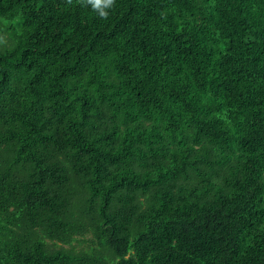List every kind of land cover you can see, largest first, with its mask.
<instances>
[{"label": "trees", "instance_id": "trees-1", "mask_svg": "<svg viewBox=\"0 0 264 264\" xmlns=\"http://www.w3.org/2000/svg\"><path fill=\"white\" fill-rule=\"evenodd\" d=\"M0 264H264V0H0Z\"/></svg>", "mask_w": 264, "mask_h": 264}, {"label": "clouds", "instance_id": "clouds-1", "mask_svg": "<svg viewBox=\"0 0 264 264\" xmlns=\"http://www.w3.org/2000/svg\"><path fill=\"white\" fill-rule=\"evenodd\" d=\"M91 2V0H90ZM113 2V0H109V5H111V3ZM104 15H107V13H103Z\"/></svg>", "mask_w": 264, "mask_h": 264}, {"label": "rangeland", "instance_id": "rangeland-1", "mask_svg": "<svg viewBox=\"0 0 264 264\" xmlns=\"http://www.w3.org/2000/svg\"><path fill=\"white\" fill-rule=\"evenodd\" d=\"M4 35H5L6 37H8V36H9V33H8V32H5Z\"/></svg>", "mask_w": 264, "mask_h": 264}]
</instances>
